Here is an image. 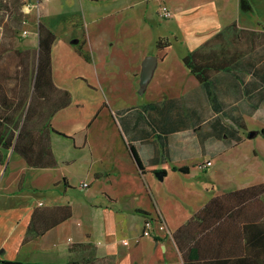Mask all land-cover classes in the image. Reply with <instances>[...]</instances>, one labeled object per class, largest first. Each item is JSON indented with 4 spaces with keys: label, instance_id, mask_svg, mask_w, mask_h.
Wrapping results in <instances>:
<instances>
[{
    "label": "crops",
    "instance_id": "crops-1",
    "mask_svg": "<svg viewBox=\"0 0 264 264\" xmlns=\"http://www.w3.org/2000/svg\"><path fill=\"white\" fill-rule=\"evenodd\" d=\"M23 1L0 10V86L14 107L25 94L23 114L22 107L14 112L21 120L14 145L0 147V261L185 264L257 247L264 239V0L166 4L181 32L149 39L91 33L84 16L83 31L62 36L61 24L73 21L72 0ZM144 23L156 27L147 15ZM234 23L233 35L211 41ZM6 42L18 57L36 53L24 86L2 77L23 75ZM221 47L235 59L206 82L184 64L190 52ZM149 55L157 63L141 90ZM31 105L35 120L56 130L49 133L55 166L30 165L15 151ZM78 189L84 193L76 199L70 193ZM66 207L72 215L61 219ZM41 209L50 213L36 221L44 233L31 234ZM158 217L165 228L143 236L146 218ZM25 249L39 254L19 257Z\"/></svg>",
    "mask_w": 264,
    "mask_h": 264
},
{
    "label": "trees",
    "instance_id": "trees-1",
    "mask_svg": "<svg viewBox=\"0 0 264 264\" xmlns=\"http://www.w3.org/2000/svg\"><path fill=\"white\" fill-rule=\"evenodd\" d=\"M42 32L44 31V26L41 25ZM236 24H231L221 32L216 34L213 37L212 42L221 40L224 36L232 34L237 31ZM234 30V31H233ZM235 39V38H234ZM162 40H159V42ZM45 41H42V46H44ZM210 44V43H209ZM160 45V43H159ZM50 47L48 52L50 54ZM19 55L22 53L16 51ZM228 53V54H227ZM231 51L228 48L221 47L213 51L205 53L204 51L196 50L190 52L183 58L184 64L202 81L206 82L213 75L214 72L224 69L232 65L235 55H230ZM20 60L23 56L19 57ZM232 60L230 61L229 60ZM50 61V57H48ZM25 62V61H23ZM45 59L41 55L39 63V73L37 75V83L40 80V73L43 68ZM2 77L8 78V73H2ZM24 75V76H23ZM19 81L22 86L29 83V76L27 73H24ZM18 77V75L16 76ZM0 91H3V97L0 98V101L3 105V108L0 111V147L4 149H9L14 145V139L16 131L20 127V121L14 119V112L19 111L22 107V114L25 108V94L21 95L19 102L16 103V106H13V100L7 99V88L0 86ZM24 107V108H23ZM34 108L32 105L26 113L25 120L21 127L18 139L15 143V151L19 152L30 165L45 167V166H55L57 160L53 154L49 133L51 131H56L48 121L35 120V115H33ZM264 135V129L261 130ZM60 133V132H58ZM63 134V133H60ZM136 156V154H135ZM137 157V156H136ZM139 164L140 161L137 158ZM1 162V160H0ZM182 171H188V168H181ZM50 213L46 209L37 210L33 214V219L30 225L31 234L40 235L43 234V230H36V221L39 219L45 220ZM71 209L66 207L61 219H67L70 217ZM50 227V226H48ZM48 227L46 229H48ZM257 247H251L246 255L233 258H212V259H201L200 257L191 258L187 260L185 264H264V239H261ZM0 264H33V263H24L22 261L15 260H2ZM44 264H63V263H44ZM64 264H79V263H64ZM89 264V263H86Z\"/></svg>",
    "mask_w": 264,
    "mask_h": 264
},
{
    "label": "rangeland",
    "instance_id": "rangeland-1",
    "mask_svg": "<svg viewBox=\"0 0 264 264\" xmlns=\"http://www.w3.org/2000/svg\"><path fill=\"white\" fill-rule=\"evenodd\" d=\"M19 5H23V0H0V10H3V12L6 11V8L9 6L8 3L11 2ZM178 0H149L145 2V0H72V4H70V8L74 10V13L70 16L69 19H73V21H65L61 24L60 28V34L63 35H70L72 30H75L76 32H80L82 30L81 21L80 18H83L88 21V31L91 33H97L101 32L105 36L113 35H144L146 39L151 38L153 35L158 33H173V32H181L179 27L182 25V23L174 22L173 19H165L164 17L158 18L156 15V10L161 7L162 4H170L171 7L174 8L175 4H177ZM21 3V4H20ZM125 4L130 5L131 7L124 8ZM132 4L135 6L132 7ZM11 10V8H9ZM85 10H86V16H85ZM114 11V12H111ZM71 14V13H70ZM147 15L148 18H150L153 22H155L156 27L153 29L149 28V25L144 23V17ZM92 19H97L98 22L94 23L92 22ZM198 21H202V18H199ZM95 24H98L100 31H95L96 26ZM83 31V30H82ZM120 38H117L115 40L116 43H119ZM111 43V42H110ZM7 48L12 47V51L8 52L6 56H9L13 59H16L18 64L22 62L23 69L22 74L27 73L29 76V67L31 66L33 69L35 67V60H36V53L35 55L25 54V57H23L20 61H18V56L15 54V51L13 50L14 42H6ZM145 44V40H144ZM179 45H175L174 49L178 51H181L183 46L181 43H178ZM236 44V43H235ZM39 54H37V57ZM30 67V69H31ZM14 70H12V75L9 76L10 79H15L14 76ZM24 76V75H23ZM21 77L20 73H18L17 80ZM264 155V151H263ZM87 185V184H86ZM32 192V191H30ZM81 193H84L81 190L72 191L70 194L72 196H75L76 199L78 197H83ZM1 194V192H0ZM46 195L45 191H38V196L44 197ZM70 197L71 200H73V197ZM48 197V196H47ZM48 199V198H47ZM76 199L73 201L76 203ZM20 202V200H19ZM2 236V234H0ZM39 253H35L34 251L30 250H23L22 252L18 254L19 257H27V256H36ZM46 257V255H44ZM51 259L58 260L56 258H52L51 256H47ZM61 261V260H60Z\"/></svg>",
    "mask_w": 264,
    "mask_h": 264
},
{
    "label": "built area",
    "instance_id": "built-area-1",
    "mask_svg": "<svg viewBox=\"0 0 264 264\" xmlns=\"http://www.w3.org/2000/svg\"><path fill=\"white\" fill-rule=\"evenodd\" d=\"M32 10V5L31 4H26L25 8H24V12L25 13H29ZM160 14L162 17L168 19L171 18L173 16V11L172 9L166 5L163 4L161 6L160 9ZM212 164V161H208L205 164H203V167L209 166ZM160 226V228L164 229L165 228V224H164V220L161 217H158L157 219L154 218H146L145 223H144V232H143V236H151L153 235V230L155 228V225ZM160 224V225H159ZM128 243V242H126Z\"/></svg>",
    "mask_w": 264,
    "mask_h": 264
},
{
    "label": "water",
    "instance_id": "water-1",
    "mask_svg": "<svg viewBox=\"0 0 264 264\" xmlns=\"http://www.w3.org/2000/svg\"><path fill=\"white\" fill-rule=\"evenodd\" d=\"M157 63L156 56L149 55L143 62V70L141 75V90H144L151 79Z\"/></svg>",
    "mask_w": 264,
    "mask_h": 264
}]
</instances>
